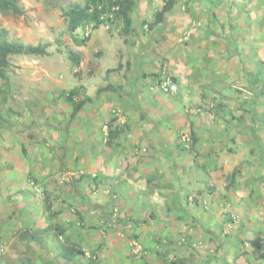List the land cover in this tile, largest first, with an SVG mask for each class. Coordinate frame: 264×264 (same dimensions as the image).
I'll return each instance as SVG.
<instances>
[{"label":"rangeland","instance_id":"374dc122","mask_svg":"<svg viewBox=\"0 0 264 264\" xmlns=\"http://www.w3.org/2000/svg\"><path fill=\"white\" fill-rule=\"evenodd\" d=\"M19 2L21 14L0 10V37L23 44L43 43L49 53L10 56V94L0 78V264H23L24 260L51 264L50 258H59L60 244L85 246L79 264H264V0H176L174 6L185 17L170 18V26L163 31L155 15L164 0H136L129 32L116 7L101 16L102 23L87 21L71 30L67 12L85 0ZM86 37L89 40L80 45L78 41ZM106 37L111 43L103 46ZM158 49H167L172 57ZM70 52L81 57L79 64L70 60ZM139 63L147 68H139ZM114 74L125 76V87L113 88L109 76ZM100 88L109 101L115 96L119 103H113L102 126L93 121L102 112L96 96L102 94ZM170 98L181 103L183 122L171 121ZM149 103L153 108L147 110ZM125 104L135 110L140 126L136 134L159 138L155 156L164 157L170 150L171 141L161 138L171 134L179 148L199 160L196 145L201 136L210 143L206 146H212L205 153L204 172L219 160L224 170L237 167L234 174L233 170L222 173L208 182L200 183L196 177V189L188 186L195 183L193 175L175 176L174 168L163 169L162 183L148 176L149 169L147 174L139 171L138 184L150 177L151 192L153 186H162L163 194L184 186L180 196L192 203L184 206L180 201L177 206L155 200L153 205V197H148L153 203L138 204L141 211L151 213L149 218L154 214L174 226L175 234L170 239L158 237L153 251L127 214L120 191L114 189L116 179L105 188L107 199L97 203L101 209H85L86 204L81 206L74 196L80 194L79 182L85 178L90 181L84 188L92 192L100 182L98 174L70 167L67 157L80 132L96 136L94 140L100 136L105 148L112 130L110 141L125 149L128 159L147 158V151L154 152L147 149L152 143L133 141L135 129L122 111ZM171 130L178 131L174 135ZM210 130H216L212 142ZM239 135L246 151L240 162L231 159L229 149ZM79 149H83L80 144ZM243 163L249 168L243 175L246 184L240 179ZM236 179L241 180L238 186ZM145 188L141 184V193H147ZM47 200L52 211L46 208ZM61 208L75 216L72 224L68 222L75 231L96 233L100 240L110 234L119 237V250L109 253L103 244L84 243L62 233L55 227ZM45 227L49 229L43 231ZM26 231L34 232L36 238H23ZM134 238L144 248L142 255L134 253Z\"/></svg>","mask_w":264,"mask_h":264},{"label":"crops","instance_id":"0c3cea01","mask_svg":"<svg viewBox=\"0 0 264 264\" xmlns=\"http://www.w3.org/2000/svg\"><path fill=\"white\" fill-rule=\"evenodd\" d=\"M162 6H163V4H162ZM177 12H178V8H177V6H174L169 12L166 13L164 20L162 22H160L161 23L160 29L162 31L166 27L168 28L170 26V23H169L170 18H173L176 15H179V16L181 15L180 16V18H181L184 15L183 13H179V12L177 13ZM131 17L133 20V16H131ZM183 17H185V16H183ZM186 18H188V16ZM177 28H179L180 31H182V28H180V26L178 24H177ZM172 36L176 37L175 35H172ZM100 37H102L101 34H100ZM105 39H106V42H105V44H103V46L107 45L108 43H111L110 39L108 40L107 37ZM91 40H92V38L90 39L89 42H91ZM95 45H97V44H95ZM99 45H101V44H99ZM158 51L160 53H165V55H167L170 58L172 57L171 53L168 52L167 49H165V50H159L158 49ZM180 56H182V53H180ZM185 59H190V58L186 57ZM145 61L146 60H143L142 64H146ZM140 67H144V68L146 67L147 68V66H145V65L140 66V63H139V68ZM194 69H195V66L193 65V68L191 70L194 71ZM136 75H137L136 77L141 76V74L140 75L136 74ZM124 77L125 76L121 77L119 74L118 75H115V74L110 75L109 76V82H110V84H112V86L114 85V86L125 87L126 86V80H125L126 78H124ZM114 86H113V88H115ZM76 87H78V86H76ZM98 91H100V93H102L105 90L103 88H100V89H98ZM145 91L149 92V90H145ZM96 96H98L97 100L99 99L98 104L100 106V109H98V111H102V112L100 114L101 116H99V115L95 116V118H93V121L94 122L99 121V123H101V126H102L103 119L105 118V121H108L107 119H109V117H110V113L113 109L112 108L113 103L115 102L117 104V106L119 105V103L117 101V98H115V96H113V98H111L112 99L111 101H109L108 96H106L105 93H102V94H99ZM94 103H96V102H94ZM148 105H149V108H147V110L148 109L150 110L151 108H153L152 103H149ZM115 108L118 109V107H115ZM199 109H201V107ZM169 110L171 112V117H170L171 121L172 120L173 121L180 120L183 122L182 116H183V113L185 115V112L183 110L181 103H178V101L176 99L174 100V98H170ZM122 111H125L126 114H128L130 116V117L129 116L127 117V115H124L125 118L127 117L128 121L131 125V128L135 129L132 133L133 141L139 142L141 144H145L147 146H148V144L152 143L151 147H147V149L149 148V151H151V148H152L154 150V152H152V151L148 152L147 151V153L145 155V156H149L150 160L147 162V165H145L144 162L146 163L145 160L148 159L149 157L144 158L142 156H139V159L141 158L143 160H139L137 158L128 159V156L126 154H124L125 149H122L119 146H115L116 144L112 143V140L110 141L111 143H109L108 142L109 139H107V137H106V139H107L108 145H106V147L103 148L102 147L103 143L101 141H99L100 136H98L94 140V138L96 136L91 138L89 133H86V132L81 133L80 132V134H79L80 138L78 137V135H76V138L72 144L73 149H72V152L70 151L71 156L67 157V158H69L70 164H72L70 167L74 168L75 170H79V171L86 170L87 172H89L88 174H94V173L98 174L100 176L99 177L100 182L98 183L99 186H97V187H96V185L93 186L94 190L92 192L91 188L89 190L84 188L86 186V183L88 184V181H90V179L85 178L84 180L79 182V185H81L80 194L74 195V196H76L75 198L78 199L79 204H81V206H85V204H86L85 209H93L95 207L101 209L102 208L101 206H96V205L101 204L105 197L107 199L108 196L105 195V190H106L105 188L108 186L110 181H114L116 179L115 185L113 186V187H115L114 189L118 192L120 191V193L122 195L121 197H122L123 201H125L124 208L126 209L127 214L130 215L134 219V222H136V229L140 233L141 239L144 242V244L147 246V248L149 250L153 251L155 249V246L157 245V242H155V240L158 239V237H165L166 239H170L168 237L170 235L175 234V232L173 231L174 226L170 225L168 222L163 223V222H165V219H164V221H162L163 219H161L160 217L154 218V214L152 215L153 218H149L151 216V213L149 211L148 212L141 211V208L138 204L141 203V205H143V202H147V203H153L154 202L153 205H155V203H156L155 200L158 201V203H160L162 200L163 202L160 204H165V203L168 204L169 203L170 205H173V203H174L177 206H181L180 201H183L185 203L184 206L186 204L191 206L192 203L190 204L188 201H186L187 200L186 198H185L186 199L185 200V199H183L182 196H180V195H182V191H184V189H185L184 186H182V187H179V186L176 187L175 186L171 189V191L169 190L167 192H164V194L160 193L161 190H164L162 186H153V191L156 193V194H154V192H151L150 182H149V180L151 178L148 176H153V177L156 176L157 179L162 183L163 182L162 181L163 169L164 168H170V169L174 168V170L176 172L175 176L181 177V176L193 175V177L199 178L200 183H203V182H208L212 178H216L217 175H221L222 173H226V175H228L229 174L228 172L232 173L231 171L233 169H232V167L230 169L227 167L224 170V168L222 166L223 162L222 161L220 162L219 158L214 156L213 158L219 160V164L217 162L212 163L211 168H206L208 172L203 171L204 167H206L205 161H204L205 153H208L211 150L212 146L211 147L206 146V143H209V142L204 141L201 136H199L198 144L196 145V149L201 152L199 155V160H197L194 156H192V153L179 148L177 146L175 140L173 139V137H175V136H172L171 134L169 136L162 135V138H161L162 141H165V140L168 142L171 141L170 150H168L166 152L167 154H165L164 157L163 156L160 157L159 154H157L155 156L154 154H156V152H157L156 148H157V146L160 145V144H157V142H160L159 138H155V139L152 138V140H151L150 138H148V136L136 134V131H137L136 129L140 126L137 122V118H136V120L134 119L135 114L133 112L135 110L133 109V107L130 104L129 105L125 104V106L122 108ZM88 124L92 126L93 130H95V127L91 123L88 122ZM177 131L178 130H171V132H173L172 134H174V135ZM214 131L210 130V142L213 141L212 138L215 139L214 134H216V130H214ZM142 134H144V132ZM237 139H238V141L234 142L235 144L231 141L233 148H229V149H230V153H231V155H230L231 159L236 158L240 162L242 159L245 158L246 151L244 150V146L242 145L243 143L241 142L240 135H239V137H237ZM79 144L82 145V147H83V149L81 151L79 149ZM98 148H99V150H98ZM241 150H242V152H241ZM149 153H151L152 155L151 154L149 155ZM169 161H170V163H169ZM239 162H235V164L237 163V165H238ZM170 164H171V167L169 166ZM173 166H175V167H173ZM148 169H149V174L145 178V183L138 184L139 182H141V179L139 177L141 175L138 174V172L140 171V172H144L145 174H147L146 172ZM247 169H249L248 165L244 164V163H243V166H241L239 168V170H240L239 172L242 174L240 176V179L242 180V184H243V182L246 184V179L244 178L243 175L246 174ZM136 170H138V171H136ZM234 170H235V168H234ZM234 170H233V174H234ZM131 174L134 175L133 179H131L129 177ZM204 174H206V175H204ZM160 175H162V176H160ZM197 178H196L194 184H191L188 182L189 188L194 187L196 189V187H198ZM126 180H128V182H131V183H128ZM152 180L154 181L155 178H152ZM241 180L236 179L235 185L238 186V184L241 183ZM141 184H144L146 186V188H145V190L147 191L146 194L144 192L141 193V191H142L140 189ZM236 186L233 189H236ZM148 197H153L154 201L152 200L153 202H150V201L146 200L145 198H148ZM175 201H178V202H175ZM53 209H54V207H53ZM61 209L63 211H62V213H59V218L57 220L58 224H56L55 227L58 230H60L62 233H64V231H65L66 235L73 234V237H77V239H79L80 241L83 239L84 243H87V241H88L89 243L96 242L98 244H103V249L107 250V252H109V253H111V250H113V251L119 250V248L122 245V241L120 240L119 237H116L115 235L110 234L109 237H105L102 240H100V239H97L98 235L96 233L84 234L83 230L77 231V229L75 231V229H73V227L71 226L72 222L74 221L75 216L69 212V209H66V208H61ZM55 210L57 211V210H59V208L57 207V208H55ZM81 215H84V214L81 212ZM85 217H87V216H85ZM88 217L93 219V217H91V216H88ZM68 218H71V220H69ZM149 219H151L150 222H148ZM158 220H159V222H157ZM160 221H162V222H160ZM68 222H70L71 224ZM153 222H156V224L158 223V225L155 226L156 224H153ZM140 223H142V224L145 223V224L140 226L141 225ZM160 224H164V225L160 226ZM47 228H49V227L43 228L44 229L43 231H45ZM117 235H118V233H117ZM77 239L74 238L73 241H76ZM163 241H165V240H163ZM63 245L64 244L59 245L60 246L59 248H61V250H62ZM90 245H92V244H90ZM92 247H94V246H92ZM81 248L84 251L87 250L85 248V246H82ZM61 250H59V253L56 252L57 255L59 256V258H54V259L50 258L49 263H51V261H52L51 264H79L78 262L80 260V255H76L72 259H67L62 255ZM155 260L156 259H154V261ZM240 261H242V260L240 259L239 262ZM240 263H242V262H240ZM158 264H160V263H158Z\"/></svg>","mask_w":264,"mask_h":264},{"label":"trees","instance_id":"16d2710c","mask_svg":"<svg viewBox=\"0 0 264 264\" xmlns=\"http://www.w3.org/2000/svg\"><path fill=\"white\" fill-rule=\"evenodd\" d=\"M84 5L74 4L70 7L67 12L68 23L71 30H76L77 28L83 26L87 21H95L96 24L102 23L101 16L105 13L112 11L114 7L117 8V15L121 18L124 29L129 32L132 28V17L131 11L135 7L136 0H85ZM176 0H164L163 6L157 11L155 15V22L160 23L164 20L165 15L169 12L175 5ZM0 10L11 11L16 14H21L23 8L19 0H0ZM88 37L79 40L80 45H84L88 41ZM49 52L47 50V45L43 43L39 44H23L19 42L9 41L0 37V78L5 80L7 94H10V82L7 74V69L10 66V56L11 55H47ZM80 56H76L74 52L69 53L70 60L75 64H79ZM75 87L73 91H75ZM8 96V95H7ZM5 96V100L7 98ZM81 104L74 106L73 112H76L80 108ZM113 132L109 130L108 136L112 137ZM236 172V168L234 173ZM234 175H232L233 177ZM1 194V189H0ZM46 208L52 211V203L47 200ZM52 213V212H51ZM47 228L45 231H47ZM23 238L31 237L36 238L34 232H23ZM62 255L67 259H72L76 255L84 254L85 251L81 247L69 246L64 244L62 246ZM25 261V262H24ZM23 264H29L28 261L24 260Z\"/></svg>","mask_w":264,"mask_h":264},{"label":"built area","instance_id":"2783aa9c","mask_svg":"<svg viewBox=\"0 0 264 264\" xmlns=\"http://www.w3.org/2000/svg\"><path fill=\"white\" fill-rule=\"evenodd\" d=\"M163 84V83H162ZM132 226V225H129ZM131 244L134 249V253L138 254V255H142L144 253V248L142 247V245L138 242V240H136L135 238L131 241Z\"/></svg>","mask_w":264,"mask_h":264}]
</instances>
